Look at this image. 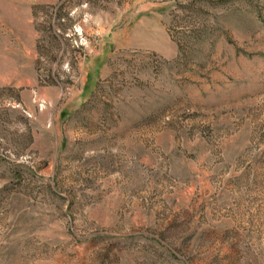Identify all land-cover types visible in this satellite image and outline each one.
Listing matches in <instances>:
<instances>
[{"label":"rangeland","instance_id":"1","mask_svg":"<svg viewBox=\"0 0 264 264\" xmlns=\"http://www.w3.org/2000/svg\"><path fill=\"white\" fill-rule=\"evenodd\" d=\"M0 264H264V0H0Z\"/></svg>","mask_w":264,"mask_h":264}]
</instances>
